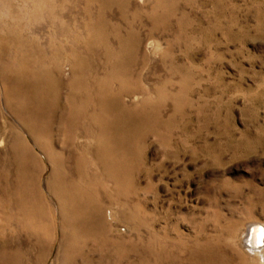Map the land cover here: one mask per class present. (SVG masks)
<instances>
[{
	"label": "rangeland",
	"instance_id": "obj_1",
	"mask_svg": "<svg viewBox=\"0 0 264 264\" xmlns=\"http://www.w3.org/2000/svg\"><path fill=\"white\" fill-rule=\"evenodd\" d=\"M250 221L264 0H0V264H264Z\"/></svg>",
	"mask_w": 264,
	"mask_h": 264
},
{
	"label": "bare ground",
	"instance_id": "obj_2",
	"mask_svg": "<svg viewBox=\"0 0 264 264\" xmlns=\"http://www.w3.org/2000/svg\"><path fill=\"white\" fill-rule=\"evenodd\" d=\"M109 215L111 216L110 211ZM258 224L259 221H250L249 223H247L246 227L243 228L242 240L244 242V248L241 249L243 251L242 253L245 254L246 257L248 256L250 258H256L257 261H259V259L262 257L264 259V224L262 225V227Z\"/></svg>",
	"mask_w": 264,
	"mask_h": 264
}]
</instances>
